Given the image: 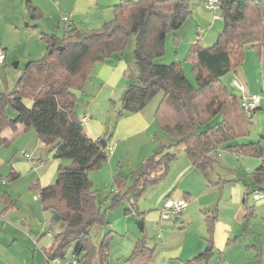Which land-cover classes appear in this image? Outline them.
<instances>
[{"label": "trees", "instance_id": "16d2710c", "mask_svg": "<svg viewBox=\"0 0 264 264\" xmlns=\"http://www.w3.org/2000/svg\"><path fill=\"white\" fill-rule=\"evenodd\" d=\"M25 6L29 18L42 16L33 3L27 1ZM189 10L188 0H120L113 5V18L100 28L81 30L68 26L61 38L41 32L45 53L28 60L14 87L0 92V131L22 124L24 130L36 132L55 158L67 161L59 163L53 182L39 187L42 208L56 212L62 226L46 251L49 259L75 255L81 264H87L97 250L98 264H107L111 231L104 234L98 247L90 242V227L106 224L107 220L88 178V172L107 159V146H102L103 139L86 134L76 113L74 91L82 87L95 63L121 55L130 34L135 36L136 76L126 84L118 115L140 111L161 91L154 121L183 144L192 166L205 174L218 159L221 145L233 153L258 157L260 163L248 178L264 193L262 145L257 141H234L248 134L252 113L240 106L239 96L222 80L225 73L243 61L246 46L255 50L264 47V0H220L222 26L215 42L205 47L196 39L186 52L185 58L192 63L193 82L183 73L180 61L155 62L164 53L167 35L180 27ZM6 106L15 115L10 116ZM216 116L220 118L210 123ZM9 140L0 137V144ZM174 157V152L155 151L142 161L127 188L114 176L116 191H111L110 206L125 201L129 204L126 211L134 209L137 196L165 176ZM249 192L247 185L245 194ZM204 215L205 249L176 264H194L210 256L216 217L207 211ZM153 251L144 238L138 239L125 264H144Z\"/></svg>", "mask_w": 264, "mask_h": 264}, {"label": "rangeland", "instance_id": "374dc122", "mask_svg": "<svg viewBox=\"0 0 264 264\" xmlns=\"http://www.w3.org/2000/svg\"><path fill=\"white\" fill-rule=\"evenodd\" d=\"M196 1L199 2V0H188L190 10L185 15V18L179 27L180 39L182 40L180 43V50H182L184 46L185 50L183 49V52L181 51L179 55L174 54L173 50L175 43L172 41V38H169L170 35H168V38H166L167 42L165 43L166 49L164 50V53L155 59V62L158 63H169L175 60V58L184 60V63L182 64L183 73L187 75L192 82L194 81L191 73L192 63L189 59L185 58L186 49L190 44V38L199 36V34H201L199 30L205 32L209 21H213L214 24L218 23L219 26L222 23L221 19H217L219 11L206 8L202 2L203 5L201 8L203 9L202 13L204 17L201 20L200 27H197L192 21V18H190L192 14L191 10L194 7L193 3ZM63 13H66V11L60 12L57 22L60 19L62 20L61 17L63 15H66ZM212 16H214L215 19H213ZM15 19L17 20L18 30L9 28L3 34L8 44L5 49L7 54L5 65L3 67L0 66V92L11 90L14 87L17 77L21 74L22 69L28 60L40 58L45 53L46 42L41 38V32L48 35L55 34V36L60 38L65 34L63 25L56 27L57 22H54V24L51 25L53 21L50 15L44 16L42 14L38 19L26 17L22 21H20L18 16H15ZM0 20L3 22L2 17H0ZM44 22H49L48 31L45 29L46 25ZM1 31L2 26L0 25V32ZM134 46L135 36L130 34L127 37L121 55L119 57H109L113 62L117 59V62L123 70L122 78H110L107 80L100 79L98 75L94 74L93 70V72H90L89 77L84 81L82 87L74 91L76 111L81 113H83L85 109L90 110L91 112L96 111V117L101 120V123L104 121L106 122V132L103 133L100 138L104 141L107 140V142L111 139L115 123L125 114L118 115V112L121 109L120 99L125 90L126 84L127 82L134 81L136 76V65L133 57ZM250 48L252 47H245V49ZM12 52L15 54L14 57L12 56ZM18 55L21 57H17ZM15 63H17L16 66ZM97 63H103V61H98ZM161 97L162 92L159 91L142 108V112L147 111L148 109L150 110L151 108L153 109L154 114ZM26 102L30 101L26 100ZM6 107V111L10 116L15 115V112L10 106ZM219 118L220 116H216L210 121V123ZM157 131L156 135L150 132L138 133L130 135L126 140H121L119 149L112 160L113 177L115 176L116 178L121 179L127 188L133 183L137 176L142 160L159 149H161L162 152L167 151L175 153V157L171 160L165 176L158 183L147 187L142 194L137 196L134 212L132 215L130 214L131 217L128 220L129 228L124 235L115 230L113 231L107 223L108 220H112L117 216L123 217V215L127 216L131 213L125 211V205L127 204L124 203L126 202L123 201L117 205L110 206L111 189L112 186H114V183H111L109 186L104 184L96 188L91 182L92 187L96 189V193H99L100 198L98 201L101 203L98 202L97 199L96 202L100 205V208L106 212L105 214L108 215H106V224H94L90 227L89 236L92 246L98 247L104 234L107 233V231H111V237L108 238L107 245L108 264H125L126 255L124 256L117 253L121 249V245L124 247V243L128 240L134 242L138 239L144 238L147 245L154 247V258L156 252L160 251L162 246H164L163 240L166 239V237V241H168L167 245H165L166 250L184 248L185 251V249L188 250L190 247L192 248V245L196 243L200 246L198 247L200 249L197 250H204L207 233L204 212L208 210L209 214H216L219 219H222L223 217L235 218L237 216L241 220L240 230L232 232L229 235L228 243L225 245L224 249L218 251L216 248L214 253L206 261L204 260L196 264H228V260H232V264H242V262H245L249 256L254 257L256 251L251 247L247 248V246H249L248 244L254 242L260 245L262 253L259 258L255 260L252 259L247 262V264H264V204H257V201L264 202V193L260 191L263 194L261 200L255 199L253 197V192L259 191L251 184V181L248 178V173L253 171L259 165L260 158L232 153L221 145L218 148L220 151V154L217 153L218 159L204 174L200 169L192 166L184 151L182 143H177L175 137L167 135V133L161 128ZM248 136L250 135L247 134L237 137L234 141L235 143L247 142L248 140H246V138H248ZM14 142H16V140ZM14 146L9 147L14 148ZM106 152L107 155L110 156L107 148ZM8 166L9 163H6L5 170ZM184 167L186 170L182 175L181 172H183L182 169H185ZM236 169L240 170L238 175H236ZM5 173L6 171L2 174L4 175ZM3 175H0V183H3V185L0 184V186H4V183L6 182V187H8L9 181H5ZM219 178H221V181ZM232 179L234 181H231ZM111 181L113 182V180ZM236 181L238 183H236ZM231 183L233 186H231ZM171 185L172 187H170ZM173 185H175L174 189ZM237 185H239V187ZM245 185H248L250 191L248 194H244ZM19 186H21L19 189L22 192L19 193L22 194L19 195L21 200L25 198L24 194H27L30 198L34 195V198H36L37 193H32L30 190L24 189L23 183H19ZM184 187H186V193L188 192V194H186L188 201L182 212L176 215L177 219L172 217L173 215H170L169 217L161 218V222L167 221V224H162L161 228L157 226L156 222L149 225L146 223L144 229L143 227L141 229L139 228L140 222L143 223L144 221L145 223V221H147L146 216L149 213L157 212L161 209L167 198L174 199L171 196L168 197L169 195H165L168 191L171 193L175 191L174 194H178L182 193ZM115 188L116 187H113V190ZM162 188L165 189L161 194ZM30 189L35 190L34 188ZM251 205H254L255 207L253 214L244 216L246 207ZM46 213L48 215L47 223L44 229L45 231H43V234L38 238V240H41L42 242V245L39 246H48L53 240L54 234L62 227L59 220L52 221V212L46 210ZM19 223L21 224V222ZM135 238L137 239L135 240ZM69 250L70 249H68L67 252H69ZM197 250H194V253L196 252L197 254ZM97 256V250H95L89 259V264H98ZM182 257L184 258L185 255ZM220 258H222V260H219ZM48 260L53 262L52 258H48ZM148 260H146L144 264H150L151 260ZM179 260L180 259L176 258L169 264L179 263Z\"/></svg>", "mask_w": 264, "mask_h": 264}, {"label": "crops", "instance_id": "0c3cea01", "mask_svg": "<svg viewBox=\"0 0 264 264\" xmlns=\"http://www.w3.org/2000/svg\"><path fill=\"white\" fill-rule=\"evenodd\" d=\"M27 1L36 5L44 16L50 15L53 21L51 25H53L54 22H57L61 11H66V13L63 14H66L69 17L70 23L66 24L60 19L57 22L56 27L63 25L64 29L68 26H72L81 30H91L100 28L106 21L113 18V5L120 0H0V17H2L3 20V22L0 20V25L2 26V31L0 32V50H3L5 53L3 63L0 64L2 67L5 65L7 59L5 49L8 44L3 34L9 28L18 30L15 16H18L20 21L24 20L26 17L29 18L25 6ZM193 4L194 7L191 10L192 14L190 18H192V21L197 27H200L201 20L204 17L202 13L203 9L201 8L203 5L202 0H199V2L196 1ZM212 18L215 19L214 16H212ZM217 19L220 20L221 17L218 15ZM44 24L46 25L45 29L48 31L49 22H44ZM221 26L222 23L219 26L218 23L214 24L213 21H209L205 32L199 30V32H201L199 36L190 38L189 46L195 42L196 39H198L201 46L207 47L212 45L217 38ZM168 35H170L169 38H172V41L175 43L173 50L174 54L179 55L181 51L183 52V49L185 50V46L180 50V43L182 40L180 39L179 28ZM168 35L166 38H168ZM166 42L167 40H165V43ZM189 46H186V50H188ZM12 56H15L14 52H12ZM17 57L21 56L18 55ZM173 61H180L182 68L184 60L175 58ZM93 70L94 74L98 75L100 79L107 80L110 78H122L123 70L117 62V59L113 62L108 58L104 60L103 63H95L92 67V72ZM222 80L228 89L235 94L237 93L236 95L239 97H248L252 93H258L261 95L257 107L252 112L251 124L248 132V135L250 136H248L246 140L259 142L264 150V47L259 50L252 48L245 49L244 60L233 70L225 73L222 76ZM236 81L242 83L244 88L239 89ZM27 104H29V102H27ZM76 113L89 137L97 139L106 132V122L104 121L101 123V120L96 117V111L91 112L90 110L85 109L83 113L78 111H76ZM118 120L119 121L115 123L113 133L111 131V139L108 142L107 140L105 141L107 147H112L111 152H109L110 156H107L108 158L106 161L102 163L98 169H93L88 172V178L96 188L104 184L109 186L111 183H114L112 160L119 149L121 140H126L130 135L138 133L150 132L156 135L158 132L157 130L159 129L154 121L153 109L151 108L150 110L148 109L143 112L141 109L137 112L125 113ZM0 137L10 139L7 144H0V175H3L2 173L6 171L3 175V179L9 181L8 187H6V182L4 183V186H0V264H53V262L48 260L46 255V251L53 244V240L48 246H39L42 245V242L41 240H38V238L43 234V231H45L44 229L48 218L46 210L42 208L38 197L39 187L53 182L57 166L59 163L67 161L65 159L55 158L52 155V152L47 150V146L38 137L36 132L33 129L24 130L22 124H16V128L6 127L2 129L0 131ZM15 140L16 142H14ZM9 146H14V148ZM21 150L28 153V156L23 155ZM6 163H9V166L5 170ZM185 170L186 168L182 169V175ZM239 171V169L235 170L236 175L240 173ZM111 180H113V182ZM219 180L221 181V178H219ZM231 181L234 180L232 179ZM19 183H23L24 189L30 190L32 193H37L36 198H34V195L30 198V196L24 194L25 198L21 200L19 195L22 194L19 193L22 192L19 189V187H21L19 186ZM236 183L238 182L236 181ZM0 184L3 185V183ZM231 186H233L232 183ZM237 186L239 187V185ZM246 186L247 185H245L244 192L247 189ZM113 187H116L115 183L114 186H112V189ZM170 187H172V185ZM174 187L175 185H173V189ZM30 188H34L35 190H31ZM164 189L162 188L161 194ZM170 193L171 192L168 191L165 195H169L168 197L171 196L174 199H186V201H188V197L186 198V194H188V192L186 193V187H184L182 193L174 194L175 191L171 194ZM99 198V193L97 192V201ZM255 199L261 200L262 197ZM260 203L264 204V202L257 201V204ZM124 204H127L125 205L126 207L129 206L128 202ZM254 208V205L247 206L244 216L252 215ZM131 209L127 211L125 210L126 212H131L129 215H123V217L117 216L112 220H108L107 225L113 231L115 230L124 235L129 228L128 220L134 212V209ZM207 212L209 211L207 210ZM172 217L177 219L176 215H173ZM215 217L212 232V252L210 256L214 253L216 248L218 251L224 249L225 245L228 243L229 235L232 232L240 230L241 220L237 216L235 218L223 217L222 219H219L215 214ZM161 218L160 209L157 212L149 213L146 216L147 221H145V223L143 221L142 223L143 229L146 223L149 225L156 222L159 228H161L162 224L166 225L167 221L161 222ZM19 222H21V224ZM136 239L137 238H135V240ZM166 240L167 237L163 240L164 246H162L160 251L156 252L155 258L153 255V257L149 259L151 260L150 264H169L176 258L180 259V262L181 260L194 257L196 255L194 250L196 251L197 249H200L198 248L200 246L196 243L192 245L194 250L191 247L188 250L185 249V251L184 248L166 250L165 245H167L168 242ZM135 242L136 241L132 242L131 240H128L124 243V247L121 245V249L117 254L126 255L125 257L127 258L131 253ZM206 244L207 242L205 238V246ZM248 245L247 248L251 247L256 252L254 253V257L249 256L245 262H242V264H247L250 260L259 258L262 253L258 243L254 242ZM201 250L197 251L199 252ZM184 255L185 257L183 258L182 256ZM219 260H222V258ZM202 261L195 262V264ZM89 263L90 261H88L87 264ZM227 263L232 264L233 262L232 260H228Z\"/></svg>", "mask_w": 264, "mask_h": 264}, {"label": "built area", "instance_id": "2783aa9c", "mask_svg": "<svg viewBox=\"0 0 264 264\" xmlns=\"http://www.w3.org/2000/svg\"><path fill=\"white\" fill-rule=\"evenodd\" d=\"M204 6L208 9L218 10L220 7V0H202ZM62 21L64 23H70V19L67 15L62 16ZM5 53L3 50H0V64L3 63ZM236 84L239 89H243L244 85L238 81ZM261 95L258 93H252L248 97H239L240 106L247 112L252 113L257 107ZM107 150L111 152L112 147H107ZM21 153L25 156H28L24 150H21ZM219 154V152H218ZM116 191V189H114ZM254 198H261L263 194L261 192H253ZM187 205L186 199H169L167 198L160 209V216L162 218L169 217L170 215H177L180 213ZM53 264H80L79 259L75 255H67L66 257L55 256L52 258Z\"/></svg>", "mask_w": 264, "mask_h": 264}, {"label": "water", "instance_id": "95a60500", "mask_svg": "<svg viewBox=\"0 0 264 264\" xmlns=\"http://www.w3.org/2000/svg\"><path fill=\"white\" fill-rule=\"evenodd\" d=\"M16 64H17V63H15V66H16ZM101 141H102V140H101ZM102 146H103V147L105 146V142H104V141H102ZM53 217H54L55 220H58V219H59V215H58L56 212L53 213ZM139 228H140V229L142 228V223H141V222H140V226H139Z\"/></svg>", "mask_w": 264, "mask_h": 264}]
</instances>
